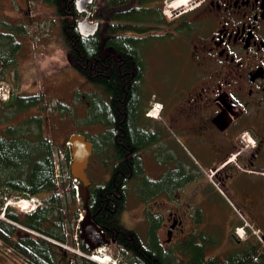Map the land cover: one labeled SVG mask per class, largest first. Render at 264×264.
I'll list each match as a JSON object with an SVG mask.
<instances>
[{"label":"trees","instance_id":"trees-1","mask_svg":"<svg viewBox=\"0 0 264 264\" xmlns=\"http://www.w3.org/2000/svg\"><path fill=\"white\" fill-rule=\"evenodd\" d=\"M43 1L52 5L58 16L66 64L97 90L92 98L88 95L91 113L87 121L102 127L98 134L92 135L91 141L95 145L94 153L99 154L103 173L97 180L89 176L88 204L93 221L111 239L112 254L117 257L118 264H264V246L251 238L241 241L240 248L234 247L223 258L206 256L204 244H199L197 234L192 233L178 241L175 249H164L156 234L161 216H150L146 241L121 218L129 194L128 184L133 179L138 182L143 174L141 160L131 153L142 148L140 145L146 141L132 124L136 89L134 77L130 78L129 72L137 66L132 46L140 42L139 34L150 29L149 24L153 28L165 22L160 11L163 0H94L90 18L97 19L99 27L89 36L77 30L76 23L82 15L75 8V0ZM0 22L1 29L23 32L19 25L13 29L5 20L0 18ZM7 30H0L2 72L14 65V53L21 45L16 38L18 32ZM127 30H135L138 34H124ZM3 45L8 49H1ZM124 57L127 62L122 69L121 58ZM41 101V92L21 95L12 88L2 104L7 108L14 106L13 112H18ZM42 123V117L34 115L22 123L5 125L0 131V213L3 214L0 240L34 264H97L48 239L72 243L69 223L76 224L82 200H75L69 172L56 182L52 162L54 145L43 132ZM66 160L69 161L68 156ZM65 192L71 197L66 202L63 201ZM14 195L38 196L40 204L29 212L10 205L3 208L5 199ZM77 238L79 248L90 253L78 233ZM176 252L186 255L183 263L180 259L175 261Z\"/></svg>","mask_w":264,"mask_h":264},{"label":"flooded vegetation","instance_id":"flooded-vegetation-1","mask_svg":"<svg viewBox=\"0 0 264 264\" xmlns=\"http://www.w3.org/2000/svg\"><path fill=\"white\" fill-rule=\"evenodd\" d=\"M143 34L129 73L132 124L146 141L131 155L145 171L165 168L173 182L193 185L228 221L239 222L232 204L264 226V0H199ZM145 176L128 188L143 196L177 187L168 177L145 184Z\"/></svg>","mask_w":264,"mask_h":264},{"label":"rangeland","instance_id":"rangeland-1","mask_svg":"<svg viewBox=\"0 0 264 264\" xmlns=\"http://www.w3.org/2000/svg\"><path fill=\"white\" fill-rule=\"evenodd\" d=\"M173 1L184 5L182 3L185 0H172L168 3V8H170L169 4ZM163 7L164 4L161 10ZM169 15H166L169 19L176 17L171 12ZM0 18L5 20L6 23L8 22L9 28L14 29L15 25H19V28L23 30V32H19L17 29L14 31L0 28V30L18 32L16 34L17 39L21 42V48L15 53L14 65L8 71L2 72L0 70V128L9 124L22 123L28 117L40 115L44 122L42 124L44 131L48 132L55 150L61 148L63 150V147H65L64 142L73 132H86L90 138H93L92 135L98 134L101 125L87 121L91 113V102L88 95L92 98L96 91L88 80L66 64L63 38L55 8L43 0H0ZM151 25L149 24L150 29H152ZM1 49L7 50L8 47L3 45ZM9 55L13 56V54ZM12 88H16L21 95L41 91L43 101L25 110L13 112L16 109L14 106L7 108L6 105L2 104ZM1 111L3 112L1 113ZM54 153H57L59 158V165L56 170L62 171L63 168L65 171L66 164H63V159L58 152ZM55 156L56 154L53 155V158ZM166 168H168L167 165ZM166 170L165 168L159 169L157 173L152 168L147 171L143 170L142 173L146 175L143 180L144 183H159L161 177H168V175L166 176ZM212 172L208 171L209 177ZM87 173L94 180H97L100 174L103 173L99 154L98 156L97 153L90 155ZM168 179L171 184L180 186L171 189L170 198L165 194L158 195L159 206L150 202L149 207L143 208L142 205L138 204V201L139 203L142 201V199H139V194L130 188L125 209L121 216L124 223L135 228L142 239L146 241L149 223L146 219V212L148 216L158 215L159 212L166 220L169 214L168 210H171L173 216L181 221L175 233L178 238L186 239L189 233H202L201 230L206 232L202 233L206 256H224L225 253L233 249L235 243L231 237L235 240L234 237L237 234L235 235L233 232L234 237H230V223L224 220L225 213L221 210H202L203 193L195 191L193 185L186 183V181L177 180L173 182L170 177ZM64 194L63 201L66 202L71 197L69 192ZM12 200L18 199L14 198ZM145 201H151V199ZM33 204L30 201L17 207V209L27 211L30 207H33ZM126 208L128 209L126 210ZM2 217L3 215L0 213V218ZM202 218L203 220L200 222L199 220ZM169 221H172L171 217L167 218V222ZM69 225L72 228L70 238L73 235V241H75L74 222H70ZM257 234H259L261 240L248 232L244 233V238H251L255 242L262 241L260 243L264 244L262 229ZM163 238H165L164 235L161 239ZM164 246L167 249L177 247L176 244L168 245L166 243H164ZM64 247H67L73 253H77V256H88L83 254L75 244H65ZM178 252L181 253V251ZM112 253L113 245L109 244L103 246L100 252L93 251L91 254H97L104 258V261L94 259L97 264H118L117 257ZM179 253L174 256L176 257L175 261L180 259L183 263L186 255L182 256ZM12 258L6 248H0V264H15Z\"/></svg>","mask_w":264,"mask_h":264},{"label":"water","instance_id":"water-1","mask_svg":"<svg viewBox=\"0 0 264 264\" xmlns=\"http://www.w3.org/2000/svg\"><path fill=\"white\" fill-rule=\"evenodd\" d=\"M93 0H75V7L78 12H84V16L77 22V29L81 35L89 36L95 33L98 22H89L88 17L91 13L89 4ZM71 142V163L70 173L82 181L80 189L81 197L83 199V208L86 212L84 218L80 222L79 236L83 241L85 248L95 249L97 246L105 245L109 240L105 237V233L95 224L91 218L90 210L88 208L89 191L87 185L89 180L87 178L85 168L87 166L88 157L92 150V144L86 140L84 135L74 133L70 135Z\"/></svg>","mask_w":264,"mask_h":264},{"label":"bare ground","instance_id":"bare-ground-1","mask_svg":"<svg viewBox=\"0 0 264 264\" xmlns=\"http://www.w3.org/2000/svg\"><path fill=\"white\" fill-rule=\"evenodd\" d=\"M185 1H188V0H185ZM185 1L182 3V4H185ZM178 5H180V4H178V2L177 1H173V2H171V4H169V6H170V9H174L175 7H178ZM169 9V10H170ZM79 189H81V186H76V190H79ZM111 240V239H110ZM101 248L102 247H100L98 250H97V252H100L101 251ZM92 260H97V261H104V258L102 257V256H100V255H97V254H93L92 255Z\"/></svg>","mask_w":264,"mask_h":264}]
</instances>
